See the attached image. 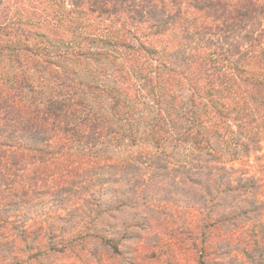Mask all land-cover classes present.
<instances>
[{"label":"trees","instance_id":"obj_1","mask_svg":"<svg viewBox=\"0 0 264 264\" xmlns=\"http://www.w3.org/2000/svg\"><path fill=\"white\" fill-rule=\"evenodd\" d=\"M100 74L111 84H100ZM144 82L158 102L160 89L167 98L177 89L190 93L191 126L178 140L191 138L211 153L201 162L204 180L190 179L211 212L198 258L212 254L218 231L225 248L232 239L256 245L245 236L255 207L212 210L223 197L244 194L264 207V163L248 165L250 173L226 168L208 135L235 156L238 145L264 148V0H0V232L20 239L19 224H68L74 206L97 217L109 211L102 197L111 174L136 173L141 160L88 151L111 139L134 140L135 129L118 124L142 112ZM101 96L111 116L98 113ZM162 113L143 139L166 142Z\"/></svg>","mask_w":264,"mask_h":264},{"label":"rangeland","instance_id":"obj_2","mask_svg":"<svg viewBox=\"0 0 264 264\" xmlns=\"http://www.w3.org/2000/svg\"><path fill=\"white\" fill-rule=\"evenodd\" d=\"M44 7L46 5L38 8L43 11ZM102 65L95 62L92 70H99ZM92 70H88V82L92 80ZM107 70L111 75L112 69ZM98 80L100 84L110 85L112 78L103 74ZM148 85L147 82L141 85L147 93L144 105L140 106L142 112H135L132 122L118 124L119 128L135 129L134 140L111 139L88 151L92 156L110 155L120 161L136 157L141 160L142 166L136 173L111 174L109 190L102 197L109 211L97 217L94 212L76 210L78 207L74 206L68 224H39L35 223L36 219L35 224H19V231L23 233L20 239L11 232L1 231L0 264H198L195 260L202 259L204 264H264V237L258 239L264 236V207L255 203L263 199L250 194L220 196L223 206L213 209L212 213L222 215L255 207L257 211L248 216L250 224H246L245 236L248 234L251 240H256V245L232 239L230 248H225L221 229L212 254L204 252L198 258L202 248L207 249L204 242L211 234L204 235L201 229L202 225H208L203 222L210 212L209 198L199 192L190 179L204 180L206 165L201 162L211 160V153L206 147L191 144V138L185 142L178 140L186 136L191 126L190 93L177 89L175 95L167 98L160 89L162 100L158 102L154 97L155 89ZM98 100V113L111 116L108 99L101 96ZM159 112H163L165 120L158 127L160 137L162 140L166 137V142L161 140V144H156L149 136L146 139L142 136L152 134L150 129L157 125L155 118ZM178 118H181L180 123ZM208 139L224 158L220 164L226 168H242L243 172L250 173L252 169L248 165L255 167L257 163H264L263 147L261 151L245 152L238 145L235 156L221 139L209 135ZM46 209L47 213L51 210L49 205Z\"/></svg>","mask_w":264,"mask_h":264}]
</instances>
